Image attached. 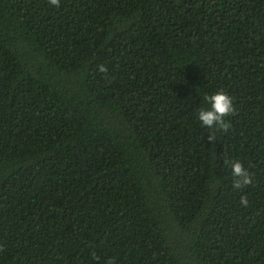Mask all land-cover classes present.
I'll list each match as a JSON object with an SVG mask.
<instances>
[{
    "label": "trees",
    "instance_id": "trees-1",
    "mask_svg": "<svg viewBox=\"0 0 264 264\" xmlns=\"http://www.w3.org/2000/svg\"><path fill=\"white\" fill-rule=\"evenodd\" d=\"M0 264H264V0H0Z\"/></svg>",
    "mask_w": 264,
    "mask_h": 264
},
{
    "label": "clouds",
    "instance_id": "clouds-1",
    "mask_svg": "<svg viewBox=\"0 0 264 264\" xmlns=\"http://www.w3.org/2000/svg\"><path fill=\"white\" fill-rule=\"evenodd\" d=\"M52 5L58 6L59 0H50ZM101 71H104L101 68ZM205 106L201 107L196 114L197 120L203 127L218 128L227 131L229 123L225 121V117L234 111L232 98L223 91H217L204 97ZM232 176L235 178L233 182L234 189H241L251 183V176L243 167L241 162L233 161L230 164ZM241 205L247 206V199L241 198Z\"/></svg>",
    "mask_w": 264,
    "mask_h": 264
}]
</instances>
